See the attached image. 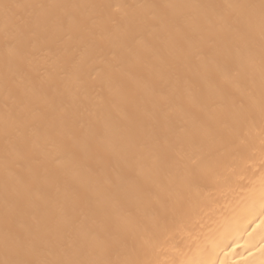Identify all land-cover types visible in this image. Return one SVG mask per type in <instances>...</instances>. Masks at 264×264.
Returning a JSON list of instances; mask_svg holds the SVG:
<instances>
[{"label": "bare ground", "instance_id": "6f19581e", "mask_svg": "<svg viewBox=\"0 0 264 264\" xmlns=\"http://www.w3.org/2000/svg\"><path fill=\"white\" fill-rule=\"evenodd\" d=\"M0 264H264V0H0Z\"/></svg>", "mask_w": 264, "mask_h": 264}]
</instances>
